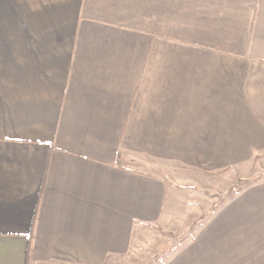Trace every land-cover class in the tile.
<instances>
[{"label":"crops","instance_id":"0c3cea01","mask_svg":"<svg viewBox=\"0 0 264 264\" xmlns=\"http://www.w3.org/2000/svg\"><path fill=\"white\" fill-rule=\"evenodd\" d=\"M263 160L264 0H0V264H125L163 168L247 182L163 264H264Z\"/></svg>","mask_w":264,"mask_h":264},{"label":"rangeland","instance_id":"374dc122","mask_svg":"<svg viewBox=\"0 0 264 264\" xmlns=\"http://www.w3.org/2000/svg\"><path fill=\"white\" fill-rule=\"evenodd\" d=\"M152 173L166 179L167 197L162 221L169 225L137 226L133 252L125 264H163L181 250L206 221L212 220L220 206L234 199L238 191L247 185V182L238 180L233 172L203 177L163 168ZM249 175H254V182L264 180V160L254 162L249 168Z\"/></svg>","mask_w":264,"mask_h":264},{"label":"trees","instance_id":"16d2710c","mask_svg":"<svg viewBox=\"0 0 264 264\" xmlns=\"http://www.w3.org/2000/svg\"><path fill=\"white\" fill-rule=\"evenodd\" d=\"M120 156L118 155V158H119Z\"/></svg>","mask_w":264,"mask_h":264}]
</instances>
